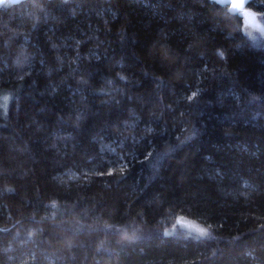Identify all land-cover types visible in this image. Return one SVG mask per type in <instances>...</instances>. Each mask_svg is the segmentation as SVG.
Segmentation results:
<instances>
[{"label": "trees", "instance_id": "16d2710c", "mask_svg": "<svg viewBox=\"0 0 264 264\" xmlns=\"http://www.w3.org/2000/svg\"><path fill=\"white\" fill-rule=\"evenodd\" d=\"M229 9L0 5V264H264V38Z\"/></svg>", "mask_w": 264, "mask_h": 264}, {"label": "snow or ice", "instance_id": "6c2138e0", "mask_svg": "<svg viewBox=\"0 0 264 264\" xmlns=\"http://www.w3.org/2000/svg\"><path fill=\"white\" fill-rule=\"evenodd\" d=\"M11 2H17V0H11ZM230 4V11L240 13L243 17V21L246 25L264 33V25L259 22L260 17H264V12H257L246 7V0H225ZM5 0H0V5L4 4ZM154 59L159 60L161 63L165 62L168 52H156L152 53ZM7 99V98H5ZM191 227V226H190ZM197 231L204 233L203 229H196Z\"/></svg>", "mask_w": 264, "mask_h": 264}, {"label": "rangeland", "instance_id": "374dc122", "mask_svg": "<svg viewBox=\"0 0 264 264\" xmlns=\"http://www.w3.org/2000/svg\"><path fill=\"white\" fill-rule=\"evenodd\" d=\"M246 7H247V6H246ZM247 8H249V7H247ZM249 9H251V8H249ZM251 10H253V9H251ZM254 11H255V10H254ZM258 19H259V22L261 23V25H264V17H260V18H258ZM243 30H244L245 33H247L248 35H250L252 38H253L255 35H261V37L264 38V33H261L260 31H258V30H256V29H254V28H252V27L246 25L245 23H244V25H243ZM258 41H263V40H258ZM258 41H257V43H258ZM181 226H182L184 229H187V230H189V231H191V232L194 231V232L201 233V232L197 231L196 229H202L201 227H199L197 224H195L194 222H192V221H190V220H184V221H182V222H181ZM190 226H191V227H190Z\"/></svg>", "mask_w": 264, "mask_h": 264}, {"label": "water", "instance_id": "95a60500", "mask_svg": "<svg viewBox=\"0 0 264 264\" xmlns=\"http://www.w3.org/2000/svg\"><path fill=\"white\" fill-rule=\"evenodd\" d=\"M22 1H24V0H17V2H13V3H19V2H22ZM215 1H217L218 3H221V4H223V5H228V6L230 7V4L227 3V2H225V0H215ZM249 1H250V0H246V6H247V3H248Z\"/></svg>", "mask_w": 264, "mask_h": 264}, {"label": "bare ground", "instance_id": "6f19581e", "mask_svg": "<svg viewBox=\"0 0 264 264\" xmlns=\"http://www.w3.org/2000/svg\"><path fill=\"white\" fill-rule=\"evenodd\" d=\"M251 40V39H250ZM183 228V227H182Z\"/></svg>", "mask_w": 264, "mask_h": 264}]
</instances>
